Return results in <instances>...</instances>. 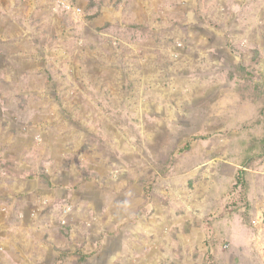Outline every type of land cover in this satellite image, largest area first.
Listing matches in <instances>:
<instances>
[{
  "label": "rangeland",
  "instance_id": "1",
  "mask_svg": "<svg viewBox=\"0 0 264 264\" xmlns=\"http://www.w3.org/2000/svg\"><path fill=\"white\" fill-rule=\"evenodd\" d=\"M0 264H264V0H0Z\"/></svg>",
  "mask_w": 264,
  "mask_h": 264
},
{
  "label": "trees",
  "instance_id": "2",
  "mask_svg": "<svg viewBox=\"0 0 264 264\" xmlns=\"http://www.w3.org/2000/svg\"><path fill=\"white\" fill-rule=\"evenodd\" d=\"M187 148H188V147H187ZM240 182H241V181H240ZM68 254H70V253H67V252H62V253H61V256H63V257H64V256H66V255H68ZM83 259H84V257L82 258V260H83Z\"/></svg>",
  "mask_w": 264,
  "mask_h": 264
}]
</instances>
